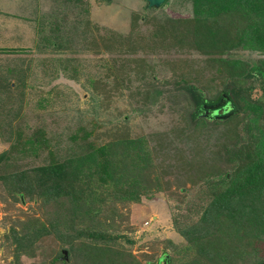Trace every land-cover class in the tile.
Returning a JSON list of instances; mask_svg holds the SVG:
<instances>
[{
  "label": "rangeland",
  "instance_id": "obj_1",
  "mask_svg": "<svg viewBox=\"0 0 264 264\" xmlns=\"http://www.w3.org/2000/svg\"><path fill=\"white\" fill-rule=\"evenodd\" d=\"M228 11L197 22L191 0L157 7L144 0H0V264H80L68 249L84 240L68 235L66 243L50 224L64 207L48 191L38 197L32 176L50 161L125 138H140L138 175L130 188L93 184L103 191L99 221L111 234L96 244L110 246V264H156L162 253L168 264H190L196 249L180 231L201 219L219 185L229 187L239 158L246 159L241 176L264 146V78H233L220 61L237 58L246 72L262 65L264 51L229 48L246 24ZM202 27L211 45L199 43ZM188 87L211 102L206 109L219 105L221 91L239 88L241 109L213 119L196 114ZM22 187L33 196L18 194ZM131 189L137 201L127 197ZM260 254L233 264H258Z\"/></svg>",
  "mask_w": 264,
  "mask_h": 264
},
{
  "label": "trees",
  "instance_id": "obj_2",
  "mask_svg": "<svg viewBox=\"0 0 264 264\" xmlns=\"http://www.w3.org/2000/svg\"><path fill=\"white\" fill-rule=\"evenodd\" d=\"M191 1L197 22L203 19H217L226 10L227 13H229L228 10H231L235 15H240L244 19L246 26L237 32V42L231 43L229 48L264 51V0ZM198 15L203 19L198 18ZM202 29L204 30L203 27L198 29L200 34L198 37L203 38L199 40V43L202 45L206 43L205 46L211 45L210 36L206 37L208 33L201 31ZM210 47L212 48V46ZM220 61L222 66L225 65V69L230 71V75L234 76L233 78L244 76L243 74H245L244 77L259 75L264 78V59L261 62L262 65L254 64L246 72L245 64L237 58L221 59ZM261 89L264 92V85L261 86ZM186 91L193 97V104L197 109L196 114L207 113V118H221L222 115L232 114L241 109L239 103H241L243 94L239 88H234L231 92L221 91L215 99V103L219 101V105L212 109H206V105L211 102L202 97L199 89L188 87ZM246 97L248 98V96ZM255 104L260 108L262 106L259 101ZM219 110L221 112L218 113ZM226 117H230V115ZM261 130L260 132L263 133L264 123L261 125ZM138 145H140V138L109 140L98 146L93 144L81 153L76 152L71 156L68 155L62 161H50V163L35 169V176L33 174L32 179L39 189L36 195L41 197L48 194L46 193L48 191L51 193L52 199L60 200L64 207L61 215L57 210L54 212L57 218L50 224L60 227V232L67 237L66 243L72 242L68 235L84 240V246L81 248L72 246L68 249V257L79 258L80 264L83 262L84 264H110L111 262L106 256L107 253H112L110 246L96 244L97 241L104 240L111 234L102 227L103 223L101 224L99 221L102 210L98 202L101 201L103 191L98 190V187L93 184H102L105 191L114 182L130 188L139 170V166H137L139 153L137 151L140 148ZM261 150L262 155H258L253 162L246 165L241 176L238 172L242 170V163L244 164L246 159L240 157V166L229 187L219 185V191L210 194L212 198L204 205L201 219L193 226H188L180 231V235L184 237L190 247L196 249L194 251L196 253L189 261L190 264H233L237 258H244L246 254L258 251L262 252V255L260 254L258 257V264H264V247H259L262 243L256 244L257 239L258 242L264 241V146L261 147ZM24 188L22 187L18 194L33 196L31 191L27 194ZM130 193L128 198L133 201L139 199L138 190L131 189ZM242 208L249 210L245 209L246 213H249L245 219H241L243 216L238 215ZM201 223H204L205 226H196ZM43 228L42 225L41 229ZM66 229H70L71 232ZM33 230L29 224H25L23 227V231L32 236L34 235ZM59 230L55 231L59 234ZM45 231L48 232V230ZM117 237L118 235L115 236V238ZM21 239H18V245H21ZM126 240L129 243L132 242L129 239ZM25 243L31 244L29 240ZM261 247L263 251L259 249ZM19 252L21 250L18 251V254ZM26 253L31 252L26 251ZM120 254L122 253L120 252ZM123 254L127 255L124 252ZM68 257L66 256L64 259ZM56 258L55 256L54 259ZM128 258H130L129 254ZM164 258L166 262H169L167 254L162 253L156 258V264L159 262L161 264ZM113 264H134V259H125L123 262H114Z\"/></svg>",
  "mask_w": 264,
  "mask_h": 264
},
{
  "label": "water",
  "instance_id": "obj_3",
  "mask_svg": "<svg viewBox=\"0 0 264 264\" xmlns=\"http://www.w3.org/2000/svg\"><path fill=\"white\" fill-rule=\"evenodd\" d=\"M144 1L146 3L147 7H157V6L161 5L165 0H144ZM219 112H221V111L219 110L218 113ZM62 256H64V258H66V252L64 250L62 251ZM161 264H167L165 258L163 259Z\"/></svg>",
  "mask_w": 264,
  "mask_h": 264
}]
</instances>
